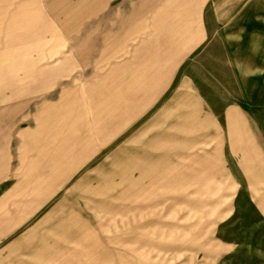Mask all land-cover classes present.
Segmentation results:
<instances>
[{
  "label": "rangeland",
  "instance_id": "rangeland-1",
  "mask_svg": "<svg viewBox=\"0 0 264 264\" xmlns=\"http://www.w3.org/2000/svg\"><path fill=\"white\" fill-rule=\"evenodd\" d=\"M203 5L0 0V264H264L225 123L182 77Z\"/></svg>",
  "mask_w": 264,
  "mask_h": 264
},
{
  "label": "crops",
  "instance_id": "crops-1",
  "mask_svg": "<svg viewBox=\"0 0 264 264\" xmlns=\"http://www.w3.org/2000/svg\"><path fill=\"white\" fill-rule=\"evenodd\" d=\"M203 6L197 62L182 77L197 85L199 101L214 103L200 116L225 123L227 164L241 193L253 199L244 212L264 217V0H204ZM8 252V245L0 249Z\"/></svg>",
  "mask_w": 264,
  "mask_h": 264
}]
</instances>
